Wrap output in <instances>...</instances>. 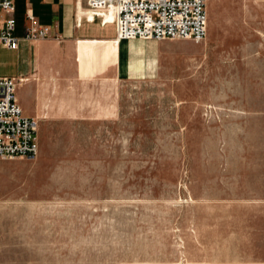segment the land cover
I'll list each match as a JSON object with an SVG mask.
<instances>
[{"label": "rangeland", "instance_id": "rangeland-1", "mask_svg": "<svg viewBox=\"0 0 264 264\" xmlns=\"http://www.w3.org/2000/svg\"><path fill=\"white\" fill-rule=\"evenodd\" d=\"M207 16L120 42L116 80L49 66L37 156L0 161V264H264V0Z\"/></svg>", "mask_w": 264, "mask_h": 264}, {"label": "crops", "instance_id": "crops-1", "mask_svg": "<svg viewBox=\"0 0 264 264\" xmlns=\"http://www.w3.org/2000/svg\"><path fill=\"white\" fill-rule=\"evenodd\" d=\"M13 1L19 49L0 45V76L19 80L22 88L17 99L25 116L39 120L55 112L52 99L57 88L48 69L63 57L77 65L79 74L87 73L88 79H118L121 61L115 23H105L102 15L90 19L86 3L77 0ZM27 12L32 13L35 25L52 27L59 40H26ZM7 17L0 12V22Z\"/></svg>", "mask_w": 264, "mask_h": 264}, {"label": "built area", "instance_id": "built-area-1", "mask_svg": "<svg viewBox=\"0 0 264 264\" xmlns=\"http://www.w3.org/2000/svg\"><path fill=\"white\" fill-rule=\"evenodd\" d=\"M85 2L89 18L102 15L105 23H115L118 42L133 39L203 41L207 36V0H77ZM0 12L8 17L0 22V45L12 51L19 49L16 36L15 4L0 0ZM110 17L111 19H108ZM30 23L24 38L59 40L50 26ZM19 80L0 76V161L35 158L39 152V120L25 116L16 96Z\"/></svg>", "mask_w": 264, "mask_h": 264}]
</instances>
